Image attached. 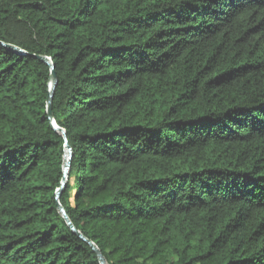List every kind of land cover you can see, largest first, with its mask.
Returning <instances> with one entry per match:
<instances>
[{
    "label": "trees",
    "instance_id": "1",
    "mask_svg": "<svg viewBox=\"0 0 264 264\" xmlns=\"http://www.w3.org/2000/svg\"><path fill=\"white\" fill-rule=\"evenodd\" d=\"M0 264H264V0H0Z\"/></svg>",
    "mask_w": 264,
    "mask_h": 264
},
{
    "label": "water",
    "instance_id": "2",
    "mask_svg": "<svg viewBox=\"0 0 264 264\" xmlns=\"http://www.w3.org/2000/svg\"><path fill=\"white\" fill-rule=\"evenodd\" d=\"M0 45L9 51L15 52V53L20 54L22 56L26 55V53L22 49L14 46V45L4 44L1 42H0ZM32 57L43 62L50 69L48 94L46 97V117L49 120L53 130L56 131L57 133H59L64 140L65 153H64V162H63V167H62V179L60 182V187L57 189L56 195H55L57 211L61 215V217L64 219V221H65L66 225L69 227V229L75 235H77L83 242H85L88 246H90V248L94 251V253L96 254V256L98 258L99 264H106V261H105L103 255L101 254L100 250L97 248V246L93 242L88 240L86 237H84L78 230H76V228L74 227V225L72 224V222L70 221L68 216L66 215L64 208L59 203L60 195L63 192L65 185H66L67 175H68V171L70 168L71 159L73 156V151H72L71 147L68 146L64 130L61 129L60 127H58L54 123L52 113H51V100H52L54 88H55L56 83H57V79H56L55 72H54V65H53L52 61L50 60V58H48L46 56L32 55Z\"/></svg>",
    "mask_w": 264,
    "mask_h": 264
}]
</instances>
